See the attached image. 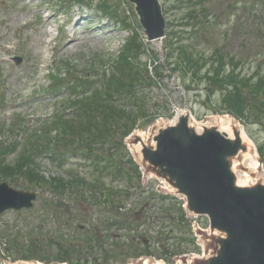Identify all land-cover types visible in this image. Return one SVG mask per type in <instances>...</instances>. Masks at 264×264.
I'll return each mask as SVG.
<instances>
[{
    "label": "rangeland",
    "instance_id": "1",
    "mask_svg": "<svg viewBox=\"0 0 264 264\" xmlns=\"http://www.w3.org/2000/svg\"><path fill=\"white\" fill-rule=\"evenodd\" d=\"M162 11L165 36L148 40L131 0H0V144L29 138L34 144V131L47 121L75 117L77 100L86 96L80 91H106L111 74H120L112 61L126 43L136 37L142 47L133 70L121 78L131 96L117 100L137 121L129 135L121 139L120 133L110 144L98 139L100 133L76 139L64 154L54 144L45 153L29 148L39 161L38 180L5 172L4 181L38 196L31 208L0 213V264H191L206 254L193 224L206 227L207 220L192 216L181 205L182 195L146 171L131 143L133 134L148 139L173 124L179 110L201 129L236 123L254 151L240 169L248 173L247 183L264 181L258 151L264 149V110L247 108L252 113L244 119L228 113L221 107L226 86L206 79L218 67L264 79V0H162ZM185 51L192 67L181 64ZM219 56L223 66L215 60ZM83 80L88 85L78 87ZM19 154L12 152L8 160ZM46 181L58 183L60 193L39 188ZM80 187H105L115 207L104 206L100 193L81 195Z\"/></svg>",
    "mask_w": 264,
    "mask_h": 264
},
{
    "label": "water",
    "instance_id": "2",
    "mask_svg": "<svg viewBox=\"0 0 264 264\" xmlns=\"http://www.w3.org/2000/svg\"><path fill=\"white\" fill-rule=\"evenodd\" d=\"M149 40L165 35L161 0H131ZM190 125L189 115L159 128L141 145L142 164L148 173L164 179L184 195L187 209L207 216L211 232H203L205 257L192 264H264V183L241 185L234 162L248 152V142L234 128V135L217 126L204 125L201 132ZM37 193L0 184V213L31 208Z\"/></svg>",
    "mask_w": 264,
    "mask_h": 264
},
{
    "label": "trees",
    "instance_id": "3",
    "mask_svg": "<svg viewBox=\"0 0 264 264\" xmlns=\"http://www.w3.org/2000/svg\"><path fill=\"white\" fill-rule=\"evenodd\" d=\"M114 12L115 11H113V13ZM141 51L142 47L140 46L139 39L136 37L131 38V40L126 43L119 59L112 61V63L116 62L117 64H119L116 68H118L117 70L120 72V74H111L110 78H108V80L103 86L105 87V85L108 83V85L106 86L108 87L106 91L102 92L101 94H98V89L94 90L92 87H89L92 89V91L88 93V88H83L82 91H80L79 95L86 96L81 100H77L78 105L75 107L77 108V110L72 112L75 117L71 115L70 118L67 119V117H62L58 115L51 121H47L45 126L34 131L36 135L40 130L38 137H36L34 134L32 135L33 138H37L36 143H31L32 138H29L28 141L25 142V144H21L18 142H15L13 145L0 144V182L7 180L5 178L6 176L9 177V175H5V172L7 170H13V173H15L11 177L17 175L18 178L19 175H21L22 177L25 176L27 178H29V176H36L33 178L36 180H38L39 177L42 178L43 176L40 175L36 169V167L38 166L37 162L39 161H37L35 159V155L33 156L32 154V152L34 153V150H36V154L37 151L40 153H45L48 152V150H51V146L54 144V146L59 149L58 151L56 150V153L64 154V152L69 150L67 147H65V145H68V143L76 144V139L78 141H84L86 138H96L98 133H100L101 136H99L98 139L100 137H105L106 140H103V142L105 144H110L113 140L120 137V133H122L121 139L129 135L134 129V126L136 125L137 121L133 119V113L131 114L129 110L117 104V100L122 98L127 99L125 98L126 96H131V86L129 82L121 78L122 76H124L123 73L129 70H133L134 66H132V62H135V59L139 57ZM184 53V57H182V55L179 56L181 57V61H183L181 62V64L185 65L191 63L192 67V60L190 58L189 61L185 60V58L188 57V52L185 51ZM215 60H218V63L223 66L224 59L222 56H219ZM232 64H234V62H232L231 65ZM197 66H200V64ZM189 69L191 68L189 67ZM260 77L261 75L257 77L246 75L240 77L239 75L235 74L234 70L230 74H227L223 70V67L213 68V70H209L206 73V79H208L209 83L213 84L214 82H222L223 85L226 86L221 100L222 109L240 119H244L245 117L250 118V114L252 112L247 111V108L248 110L249 108L253 109L254 105H259L261 107L258 108H260V110H264V79H260ZM88 83V80H83L80 81L77 86L80 87L81 84L87 86ZM69 86L70 85H68L66 89L69 88L70 90H72L73 88H75ZM248 86L252 87L253 91H250L248 89ZM233 89L237 91V94L233 93ZM243 92H245L244 94H246L247 97L250 96L249 100H244ZM70 93L72 94L71 91ZM119 94H121L123 97L118 98V96L116 95ZM257 97H261L262 99L260 104H257L256 102H251L255 101ZM92 107V116L86 123L87 115H89L88 111H91ZM91 119L94 120V123H90ZM50 122L53 123L50 124ZM94 128L96 129L97 134L94 131ZM98 129L100 130L98 131ZM54 132L56 133L55 135H53ZM19 145H22L23 147V149L20 151L18 149ZM29 148H32V152L27 153V150ZM258 151L262 159H264L263 147L259 146ZM12 152L17 154L20 153L13 160L14 162L8 160V156ZM12 179L15 180V178ZM34 182L35 184H33V186L39 185L37 181ZM51 183L52 181H46L45 186L42 185L43 187L39 188L51 189L56 191L57 193H60L62 189L61 187H57L58 183ZM76 186L79 185L76 184ZM81 190V195L87 192H93L95 195H98V193H100V195L103 196H101L100 198L98 197V200L102 201L104 206L110 208L115 207L114 205H112V203H116V201L111 198V191L106 189L105 187L104 189L92 187V190L91 188H81ZM86 198L87 197H85L84 199ZM14 259L18 260L15 257Z\"/></svg>",
    "mask_w": 264,
    "mask_h": 264
},
{
    "label": "bare ground",
    "instance_id": "4",
    "mask_svg": "<svg viewBox=\"0 0 264 264\" xmlns=\"http://www.w3.org/2000/svg\"><path fill=\"white\" fill-rule=\"evenodd\" d=\"M52 21H54V20H52ZM49 34V33H48ZM72 41H74V40H78V38L77 37H73L72 39H71ZM45 43H47V41L45 40ZM181 115H186V112L185 111H183V110H179L178 111V113H177V116H176V118H175V121H177V119L181 116ZM174 121V122H175ZM192 120H191V122H190V125H193L192 124ZM194 123V122H193ZM223 124V125H222ZM224 124H227V123H224V122H222V121H220V126H219V129L222 131V132H226V133H228L231 137L234 135V128L235 129H237L239 132H240V135H241V137H242V139L244 140V141H246L247 142V140H246V138H245V136H246V134H245V132L236 124V123H234V122H231V123H229V125L227 126V125H225L224 126ZM197 130H198V132H201V128H197ZM153 135V134H152ZM152 135L150 136V137H152ZM144 140H147V138L146 137H144ZM135 146H137L136 147V152L138 153V155L141 157L142 155H141V145L140 144H138V145H135ZM254 153V151H253V148L250 146V145H248V152H246L245 154H243V160H241V161H239V160H237V161H235L234 162V171L236 172V175H237V178H238V181H239V183L241 184V185H244V184H247V180H249V179H247L248 177V173H246L245 171H242L241 169H240V167L241 166H243V164H245V159H246V157H248L250 160H251V158L253 157V155L251 154V153ZM245 177V179H243L242 180V177ZM263 183H264V181H262ZM191 261H188V263H190ZM144 264H151V262H150V260H145V262H144ZM154 264H165V263H163L162 261H157V262H155Z\"/></svg>",
    "mask_w": 264,
    "mask_h": 264
}]
</instances>
